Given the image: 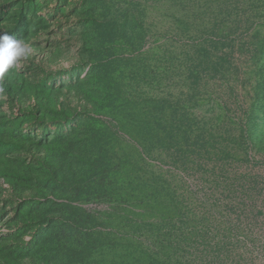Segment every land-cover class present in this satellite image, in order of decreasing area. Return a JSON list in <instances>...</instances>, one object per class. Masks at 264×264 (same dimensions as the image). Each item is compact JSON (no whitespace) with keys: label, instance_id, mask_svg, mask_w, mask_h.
I'll return each mask as SVG.
<instances>
[{"label":"trees","instance_id":"1","mask_svg":"<svg viewBox=\"0 0 264 264\" xmlns=\"http://www.w3.org/2000/svg\"><path fill=\"white\" fill-rule=\"evenodd\" d=\"M80 1L74 14L81 47L69 70L38 68L41 76L34 70L30 78L14 65L0 77V89L10 99L33 98L30 113L59 120L61 128L36 139L0 126L5 148L0 178L17 201L14 234H19L0 247V259L255 264L260 256L250 235L261 214L258 177L238 165V152L253 145L251 133L243 125L239 139L222 134L220 105L217 116L196 115L198 89L184 98L173 93L177 51L159 46L164 35L176 45L194 43L201 58L187 67V80L206 71L221 78L228 70L221 49L238 39L241 20L228 24L240 1ZM258 1L264 10V0ZM170 7L177 8L173 26L161 37L148 27L147 12ZM20 9L12 26L0 23V34L27 44L37 24ZM257 47L264 57V37ZM80 68L82 77L73 74ZM63 71L70 81L58 86ZM253 112H245L248 125ZM9 147L17 152L9 154ZM26 233L27 243L20 240Z\"/></svg>","mask_w":264,"mask_h":264},{"label":"rangeland","instance_id":"2","mask_svg":"<svg viewBox=\"0 0 264 264\" xmlns=\"http://www.w3.org/2000/svg\"><path fill=\"white\" fill-rule=\"evenodd\" d=\"M239 1V12L230 17L231 21L228 24L233 26L236 19L238 22L241 20L239 24L237 23L239 25L236 34L238 39L221 49L228 55V64H226L228 70L221 71V78H213L211 73L206 71L200 73V79L187 80V67L197 63L198 58H201L197 54L198 46L194 43L188 46L182 43L176 45L170 35L163 36L162 33L166 31V28L173 26V13L177 8L170 7L171 9L167 8L165 11L147 12L146 21L151 31L164 37L159 45L160 48L163 50L164 47L165 49L174 48L177 51L175 63L180 70L174 76L179 81L172 88L173 93L184 98L186 92H191L192 88L198 89L199 93L195 99L199 98V105L194 109L196 115L212 117L225 110V117L217 125L222 134L226 133L232 139H239L243 125H246L251 133L253 145L244 146L238 152L242 157L238 165L240 171L258 177L256 201L261 214L251 230L250 237L255 239V255L259 253L260 256L254 263L264 264V57L257 53V46L264 37V10L258 0ZM80 4V0H0V23H3L5 27L14 24L16 17L21 13L20 8H23L33 23L37 24L34 28L35 32L31 34L27 42L31 49L30 54L35 53L33 55L36 57L33 58L34 60L28 56L19 59L15 63L18 73L27 74L32 78L31 73L34 70L36 72L38 68H44L47 72H57L69 70L76 63L81 43L77 40L75 33L81 26L74 14V8L79 7ZM252 4L254 6H251ZM214 16L210 15V17ZM205 17L208 15L206 14ZM185 50L189 51V56ZM31 63L34 65L32 66ZM77 70H75L77 72L74 71L75 73L72 71L73 74L82 77L83 69ZM39 72L36 74L41 76ZM63 72V75L58 77V86L69 84L70 73ZM33 102V98H24L21 101L18 98L10 99L8 94L0 89V126L2 125L5 130L16 129L17 133L22 132L36 139L45 135H55L61 129L59 120L31 114L29 106ZM251 109L254 112L248 125L249 119L245 112ZM229 143L232 147L235 146L234 141L230 140ZM7 151L9 154H15L17 149L9 147ZM4 152L5 148L0 146V153ZM8 189V185L4 184L0 178V247L2 248L7 245L11 236L19 235L14 234L17 201ZM30 239L27 233L20 237V240L25 243ZM0 264L7 263L0 259Z\"/></svg>","mask_w":264,"mask_h":264},{"label":"clouds","instance_id":"3","mask_svg":"<svg viewBox=\"0 0 264 264\" xmlns=\"http://www.w3.org/2000/svg\"><path fill=\"white\" fill-rule=\"evenodd\" d=\"M31 49L22 40L8 34H0V77L30 53Z\"/></svg>","mask_w":264,"mask_h":264}]
</instances>
